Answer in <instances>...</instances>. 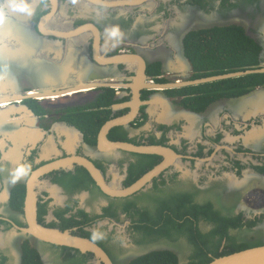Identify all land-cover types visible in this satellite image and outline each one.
<instances>
[{"label":"flooded vegetation","instance_id":"obj_1","mask_svg":"<svg viewBox=\"0 0 264 264\" xmlns=\"http://www.w3.org/2000/svg\"><path fill=\"white\" fill-rule=\"evenodd\" d=\"M25 2L31 14L0 0V264H106L36 235L29 197L36 226L111 264H203L264 243V71L192 82L216 74L194 54L224 31L255 49L227 72L264 68V0ZM112 25L123 39L104 50Z\"/></svg>","mask_w":264,"mask_h":264},{"label":"water","instance_id":"obj_2","mask_svg":"<svg viewBox=\"0 0 264 264\" xmlns=\"http://www.w3.org/2000/svg\"><path fill=\"white\" fill-rule=\"evenodd\" d=\"M259 71H264V68H251V69L238 70V71L226 72V73H221V74H214V75H209L203 78H199L192 82L212 81V80H217L221 78L239 76L242 74L251 73V72H259ZM185 83L180 82V83H175L173 85H182ZM84 88H87V87L86 86L74 87V88L62 90L60 92H56L53 95H57V94L61 95V94L68 93L70 91H77V90H81ZM31 95L32 94H27V96H31ZM143 149L150 150V151H159L161 149L163 150V148L158 147V146H146ZM92 171L96 173L93 167H92ZM152 173L153 171L150 172L149 175H151ZM100 184L103 185L101 180H100ZM129 190L130 189H127L125 191L122 190L121 193L127 192ZM34 209H35V199L33 197H29L25 201V211H26L30 226L38 228L37 231L39 233L36 235L40 236L44 240L55 241V242L62 243L68 246L79 248L80 250H83V251H91L95 253L98 257L103 259L106 262V264H111L105 252L91 240L87 238L76 237L68 233H61L55 229L36 226L34 224L35 223ZM203 264H264V243L255 244L252 246L234 250L227 254L216 256L212 258L211 260H209L208 262L203 263Z\"/></svg>","mask_w":264,"mask_h":264},{"label":"trees","instance_id":"obj_3","mask_svg":"<svg viewBox=\"0 0 264 264\" xmlns=\"http://www.w3.org/2000/svg\"><path fill=\"white\" fill-rule=\"evenodd\" d=\"M231 37L232 34L224 31L221 36H216L205 43L207 46L197 51L196 55L194 54L196 69L207 71L208 74H217L240 69L250 64L255 59L253 45L245 37H242V41Z\"/></svg>","mask_w":264,"mask_h":264},{"label":"clouds","instance_id":"obj_4","mask_svg":"<svg viewBox=\"0 0 264 264\" xmlns=\"http://www.w3.org/2000/svg\"><path fill=\"white\" fill-rule=\"evenodd\" d=\"M10 6L13 9H18L27 12L28 14H31L34 11V9H32L30 5L27 2H25V0H19V2H17V0H10ZM4 20H5V12L2 5H0V24H2ZM104 32L106 33V38L102 44V48H104V50H108L109 46L115 48L118 44L122 42L123 33L121 32L118 25H112L106 27L104 29ZM4 67L6 68V66ZM28 168L29 165L26 163L21 164L18 167L14 168L10 176L11 181L15 182L17 179H19V177L22 174H26ZM97 235L98 236L102 235V233L97 232Z\"/></svg>","mask_w":264,"mask_h":264}]
</instances>
